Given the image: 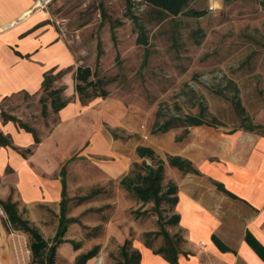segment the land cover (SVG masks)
Wrapping results in <instances>:
<instances>
[{"label":"rangeland","instance_id":"rangeland-1","mask_svg":"<svg viewBox=\"0 0 264 264\" xmlns=\"http://www.w3.org/2000/svg\"><path fill=\"white\" fill-rule=\"evenodd\" d=\"M41 9L77 57L75 97L81 100L76 90L79 67L90 68L92 79L102 83L106 96L85 98L84 104L97 98L103 102L118 99L152 136L162 134L153 133L157 122L197 115L201 107L207 110V121L217 123L214 128L218 131L243 130L253 123L255 132L264 135V10L258 2L193 0L185 12L164 20L145 0H133L132 5L127 0H51ZM190 10L205 14L192 16ZM62 75L52 76V87L39 95L15 96L5 104V110L35 129L39 137H46L60 122L53 100L56 106L70 100L64 96ZM59 89V96L51 95ZM234 99L241 102L246 123L236 112ZM103 129L115 139L131 138L125 130L106 122ZM173 130L177 141L186 136L184 128ZM90 144L52 173L51 181L56 182L61 180L62 169L66 170L67 215L79 219L69 224L65 238L81 243V253L97 245L112 249L111 264H119L120 257L118 242L110 232L118 235L116 232L125 228H130L133 239L142 232L141 241L156 248L164 243V235L146 237V233L166 230L181 248L186 233L167 222L173 211L163 206L160 217L151 211L152 204H137L120 184L124 175L112 178L104 170L114 161L111 142L107 150L94 155L87 154ZM17 181V174L8 169L0 178V201L19 199ZM93 191L92 198L82 200ZM19 211L47 241H53L60 222V202L20 205ZM0 216L7 220L1 208ZM97 226L99 233L94 231ZM8 233L15 253L19 249L17 264H47L33 259L28 234L13 229ZM77 251L70 243L61 244L55 264H74Z\"/></svg>","mask_w":264,"mask_h":264},{"label":"crops","instance_id":"crops-1","mask_svg":"<svg viewBox=\"0 0 264 264\" xmlns=\"http://www.w3.org/2000/svg\"><path fill=\"white\" fill-rule=\"evenodd\" d=\"M50 1L0 0V132L12 143L0 146V178L8 169L17 174L19 199L14 202L19 207L61 202L62 182H52V173L84 151L89 141L87 154L93 155L107 150L111 142L114 161L104 170L112 178L127 175L135 162L142 161L137 148L148 146L166 161L165 184L173 182L178 187L179 201L174 212L180 216L179 229L186 233L178 264H264L246 240L250 232L264 246V135L195 126L177 141L175 130L149 135L118 99L103 102L97 98L84 104L75 97L77 57L67 39L49 22L48 13L41 9ZM60 73L66 86L64 96L70 100L58 111L59 124L46 137L37 134L41 142L36 144L34 133L5 120L3 112L13 116L7 113L5 104L21 94H41L46 90L47 78L51 88L52 76ZM104 122L125 130L131 138L125 141L111 137L103 129ZM13 147L32 149V153L24 157ZM168 155L191 161L197 172L185 174L171 166ZM5 220L0 216V264H17L19 249L16 253L13 250ZM116 233L110 232L118 242V250L131 239L133 248L141 253L140 264H173L155 252L163 243L150 247L141 241L142 232L131 238L130 228ZM110 251L113 250L103 245L100 256L87 264H111ZM81 252L82 248L74 264Z\"/></svg>","mask_w":264,"mask_h":264},{"label":"trees","instance_id":"trees-1","mask_svg":"<svg viewBox=\"0 0 264 264\" xmlns=\"http://www.w3.org/2000/svg\"><path fill=\"white\" fill-rule=\"evenodd\" d=\"M148 5L153 7L161 15L160 20H164L167 16L179 14L185 12L189 3L193 0H145ZM260 4L264 10V0H254ZM129 4L132 5L133 0H127ZM188 14L196 17H201L205 13L202 11L190 10ZM93 73L90 68L79 67L76 80H77V93L81 96V101L85 98L94 97H105V93L102 89V83L96 82L92 79ZM50 78H47L46 89L50 88ZM61 89L51 92L53 96H59ZM59 97H57L58 99ZM53 105L55 111H59L61 108L65 107L69 101L62 102L59 106H56L55 99L53 100ZM234 108L238 115L243 118V122H247V118L244 117L245 110L241 102L237 99L233 100ZM207 110L205 107L200 108V112L197 115H187V116H176L166 120L163 123L157 122L155 124L154 134L157 133H167L170 130L177 128H184L185 135L189 133L190 127L195 126H209L216 127L217 123L212 121H207ZM43 113L46 115L47 111L44 108ZM3 117L6 121L12 120L19 123V125L29 132L34 133L36 144L41 142L37 135L35 129L27 126L21 120L9 116L3 112ZM256 126L251 123L250 125H245L243 130L255 132ZM236 131V130H234ZM0 146H12L10 139L0 132ZM19 151L24 157H27L32 153V149H19L13 147ZM137 154L142 159L141 162H135L129 173L121 178V186L138 202L142 203V206L152 204L153 207L151 211H154L162 217L163 206L169 208L173 211L172 216L167 221L170 224L178 225L180 221V216L175 214L174 209L179 201L178 197V187L175 183L169 182L165 184V164L166 161L159 157L156 151L148 146H139L137 148ZM72 160V159H71ZM167 161L173 167L178 168L183 173H195L197 172L191 161L183 159L179 156H167ZM61 182H62V200L60 202L61 206V216L59 227L53 241H47L42 235L38 227L33 225L30 220L25 219L19 211L18 204L12 199L1 200L0 208L7 215V220L5 221V226L8 232L13 230L23 231L30 237V250L34 260H40L46 262L47 264H55L57 257V249L63 243H70L73 245L75 250L81 249V243L74 240H68L65 235L68 231V226L71 223L78 222V218H70L67 215V180H66V170L63 168L60 172ZM223 188V185H219ZM96 194L93 191L89 196L82 200H88ZM96 233H99L100 227L94 228ZM159 234L164 235V243L162 247L156 249L155 252L162 254L168 261L173 264H178L179 255L181 253L179 243L174 237L170 235L166 230L160 232H150L146 233V237L158 236ZM247 242L250 246L259 254V256L264 260V246L250 233L246 236ZM217 245L225 250V247L221 242L214 238ZM148 246L152 247L151 243H147ZM101 246L97 245L93 249L86 253H82L77 256L75 264H87V262L100 254ZM119 264H140L141 263V253L140 251L133 248V243L131 239H127L123 246L119 249ZM45 258V260H44Z\"/></svg>","mask_w":264,"mask_h":264}]
</instances>
